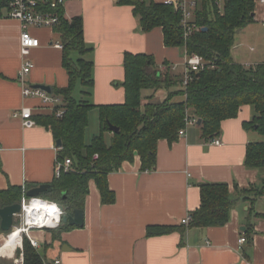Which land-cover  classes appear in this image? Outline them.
<instances>
[{
	"label": "crops",
	"instance_id": "crops-1",
	"mask_svg": "<svg viewBox=\"0 0 264 264\" xmlns=\"http://www.w3.org/2000/svg\"><path fill=\"white\" fill-rule=\"evenodd\" d=\"M258 7L254 25H261L263 43V13ZM66 16L82 17L85 41L94 49L90 57L94 60L95 104L125 101L122 82L127 52L153 55L157 67L162 68L167 62L177 66L175 71H184L186 49L165 45L161 27L142 31L129 4H118L117 0L69 1ZM23 29L19 20L0 15V190L51 185L57 167L59 147L52 132L38 123L26 127L20 115L15 114L23 106L32 107L34 118L50 113L40 99L22 95L17 77L24 61ZM29 30L41 44L31 51L34 66L27 82L32 86H67L69 74L63 64V48L53 45L60 40L58 33L50 28ZM235 47L236 43L232 52ZM248 50L252 54L247 59L235 61L251 66L264 60V45L261 54H256L253 45ZM81 89L77 85V98ZM151 94L152 98H148ZM167 95L164 88L153 93L144 90L142 104L150 100L163 102ZM183 99V95H178L174 100ZM253 114V107L246 104L236 117L225 119L216 136L222 145L211 142L215 137L205 139L199 125H190L186 135H179L173 142L159 140L154 169L143 170L139 155L124 161L109 174V186L115 196L110 203L102 202L96 182L91 181L82 208L83 225L66 230H32L31 235L39 241L38 253L48 264L57 257L62 258L63 264H264V218L250 212L251 207L255 212H264V196L255 200L241 196L224 225L147 235L149 226H182L183 218L201 204L199 185L203 182L227 183L235 197L241 195L240 190L261 186V172L245 165L248 144L262 139L256 129L245 126ZM250 223L254 229L252 243L240 244L239 238L245 236L243 231ZM12 255L10 258L16 256Z\"/></svg>",
	"mask_w": 264,
	"mask_h": 264
},
{
	"label": "trees",
	"instance_id": "trees-1",
	"mask_svg": "<svg viewBox=\"0 0 264 264\" xmlns=\"http://www.w3.org/2000/svg\"><path fill=\"white\" fill-rule=\"evenodd\" d=\"M198 2L193 22L200 29L185 36L181 14L174 6L155 0H117L118 4L133 6L142 31L161 27L165 45L184 47L188 54L197 53L209 63L213 62L215 67L193 72L183 88L184 71L171 68L162 70L157 67L153 55L127 52L122 82L125 101L114 104H95L92 100L94 60L90 55L94 49L85 41L82 17L75 16L71 20L62 18L54 29L63 44V64L69 74V83L65 87H55L53 93L63 98L65 113L61 117L54 112L39 114L35 119L36 124L52 132L56 141L61 139L58 160L63 162L70 158L72 169L55 176L49 189L40 194L41 197L57 202L65 214L73 215L75 209L84 207L89 184L95 181L102 202L110 203L115 196L108 177L124 161H132L139 155L143 170L154 169L159 140H177L179 130L186 125L187 116L201 119V134L205 139H210L220 134L225 119L236 117L246 104L253 107L254 114L251 121L245 122V126L256 129L262 139L248 144L245 165L261 172V186L240 190L241 195L235 197L227 183L203 182L199 185L201 204L190 213L192 219L189 224L149 226L147 235L173 230L185 232L188 227L195 226H221L229 221L231 210L241 196L253 200L264 196V60L248 66L236 62L232 57L237 33L256 19V2L223 0L221 6L217 0ZM204 27L207 29L204 30ZM75 55L78 58H74ZM77 85L82 87L78 98L75 96ZM161 88L168 92L163 102L150 100L142 104L144 90L153 93ZM178 95H183L184 99L174 100ZM94 108L99 113L100 131L87 142L89 115ZM110 125L118 127L119 131L113 132ZM107 134L111 135L109 140L106 139ZM95 153H98L97 158H94ZM27 187L10 186L0 190L2 205L21 202ZM252 211L255 217L264 218V212H255L251 207ZM74 227L77 226L62 221L59 229ZM243 233L246 242L252 243L253 224H247ZM23 254V264L44 262L27 238L24 239Z\"/></svg>",
	"mask_w": 264,
	"mask_h": 264
},
{
	"label": "built area",
	"instance_id": "built-area-1",
	"mask_svg": "<svg viewBox=\"0 0 264 264\" xmlns=\"http://www.w3.org/2000/svg\"><path fill=\"white\" fill-rule=\"evenodd\" d=\"M69 1H81V0H0V6H2V12L4 16L9 18L19 20L24 29L21 34V54L23 56V64L18 73V81L22 88V95L25 98H38L41 104L48 108L50 112H54L57 117H61L65 113L63 98L54 93H49L41 88H35L27 82V76L31 72L34 63L30 57L33 48L38 47L41 42L40 39L33 35L29 30L30 27L36 28H50L55 31V27L60 24L62 18H67L66 16V6ZM223 0H217L219 6L222 5ZM256 8L261 7L263 18L262 22L264 24V0H255ZM166 4L174 6L175 10L179 11L181 14V24L184 30V35L188 36L194 31L199 30V26L196 25L193 20L195 18L196 9L199 6L198 0H165ZM57 48H63L61 40L53 43ZM176 65H165L161 69L171 68L176 69ZM213 62H208L203 58V56L192 53L186 54L184 61V79L182 86L185 88L191 79V74L193 72H200L205 68H214ZM20 115L22 118V123L26 127H31L36 124V119L34 118L33 109L29 106L21 107L20 111L15 113ZM197 118L187 116L185 119V127L179 130V135H186L187 127L190 125H197ZM213 144L222 145L223 141L219 137H215L211 140ZM98 157V153L94 154V158ZM72 169V161L70 158H66L65 161L61 162L57 159V167L55 176H60L62 172H67ZM36 201H41L49 206L48 211L43 216L37 217V210L33 208V204ZM55 208V211L52 209ZM35 211V213H34ZM65 215L64 209L55 201H50L49 199L43 198L41 196L27 197L23 196L21 201V211L16 215V219H20L19 225H14L12 230L7 235V240L10 235L14 232L16 228L19 229L21 237L18 240L14 251L13 257L17 250L21 253L16 261H24L23 247L24 239L27 238L32 246L37 249L39 246V241L31 235V231L35 229H52L59 228L63 216ZM192 216L188 214L183 218L182 223L189 224ZM7 242V241H6ZM2 244L0 247L6 244ZM246 242V237L241 236L239 238V243L243 244ZM8 255V254H7ZM5 257V255H2ZM43 264H48L45 261ZM51 264H63V260L60 257L54 259Z\"/></svg>",
	"mask_w": 264,
	"mask_h": 264
},
{
	"label": "rangeland",
	"instance_id": "rangeland-1",
	"mask_svg": "<svg viewBox=\"0 0 264 264\" xmlns=\"http://www.w3.org/2000/svg\"><path fill=\"white\" fill-rule=\"evenodd\" d=\"M258 7V6H257ZM257 9V8H256ZM260 8L258 7V11ZM257 13V12H256ZM255 21L251 23L246 29L239 31V33L236 36V47L234 51L232 52V57L236 61H242L247 59L249 54H252L249 52L248 47L251 45L255 46L256 54H261L264 42L262 43V40L260 39V31L259 26L254 25ZM248 32H251V35H247ZM233 50V49H232ZM255 54V53H254ZM100 131V123H99V113L96 108H94L89 115V126L86 131V141L90 142L92 137L96 134H98ZM111 137L110 134L106 135V139L109 140ZM20 219H15L14 225H19ZM3 233V234H2ZM9 233V232H8ZM7 232H3L0 229V246L4 244L7 241ZM19 257V254L16 253V256L14 258L4 257L0 256V264H18L17 259Z\"/></svg>",
	"mask_w": 264,
	"mask_h": 264
},
{
	"label": "water",
	"instance_id": "water-1",
	"mask_svg": "<svg viewBox=\"0 0 264 264\" xmlns=\"http://www.w3.org/2000/svg\"><path fill=\"white\" fill-rule=\"evenodd\" d=\"M204 30L207 28L204 27ZM35 88H41L49 93L54 92V88L50 85L45 84H36L33 85ZM202 122L201 119H198L197 125H200ZM110 129L113 132L119 131V128L113 125H110ZM56 144L58 147L62 146L61 139H58L56 141ZM50 184H42L36 187L29 188L25 191L24 195L27 197H33V196H40L43 192H45L47 189H49ZM21 211V202H16L13 204L8 205H2L1 199H0V228L3 232H10L12 228L14 227V222L16 219V215ZM63 221L68 222L71 225H80L82 226L84 223V216H83V210L82 209H75L73 215L65 214L63 216Z\"/></svg>",
	"mask_w": 264,
	"mask_h": 264
},
{
	"label": "bare ground",
	"instance_id": "bare-ground-1",
	"mask_svg": "<svg viewBox=\"0 0 264 264\" xmlns=\"http://www.w3.org/2000/svg\"><path fill=\"white\" fill-rule=\"evenodd\" d=\"M33 208L35 210H37V214H38L37 217H38L39 215L43 216V214H46L49 206L46 205V203H44V202L36 201L33 204ZM34 213H35V211H34ZM20 237H21L20 231L18 228H16L14 230V232L10 235V238H8L6 244L4 246L0 247V255L7 256V254H8V256L10 258L18 240H20Z\"/></svg>",
	"mask_w": 264,
	"mask_h": 264
},
{
	"label": "clouds",
	"instance_id": "clouds-1",
	"mask_svg": "<svg viewBox=\"0 0 264 264\" xmlns=\"http://www.w3.org/2000/svg\"><path fill=\"white\" fill-rule=\"evenodd\" d=\"M52 210L55 211V208H53Z\"/></svg>",
	"mask_w": 264,
	"mask_h": 264
}]
</instances>
